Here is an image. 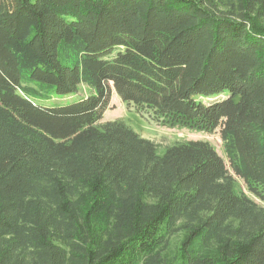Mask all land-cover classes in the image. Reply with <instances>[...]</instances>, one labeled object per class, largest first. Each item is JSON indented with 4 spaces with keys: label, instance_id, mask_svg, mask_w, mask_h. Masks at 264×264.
I'll return each mask as SVG.
<instances>
[{
    "label": "trees",
    "instance_id": "obj_1",
    "mask_svg": "<svg viewBox=\"0 0 264 264\" xmlns=\"http://www.w3.org/2000/svg\"><path fill=\"white\" fill-rule=\"evenodd\" d=\"M0 264H264V0H0Z\"/></svg>",
    "mask_w": 264,
    "mask_h": 264
},
{
    "label": "rangeland",
    "instance_id": "obj_2",
    "mask_svg": "<svg viewBox=\"0 0 264 264\" xmlns=\"http://www.w3.org/2000/svg\"><path fill=\"white\" fill-rule=\"evenodd\" d=\"M87 89L85 87L82 88V94H87ZM220 98L210 99L207 102L215 101ZM75 97H58L53 102L56 105H66L75 100ZM113 121H122L132 129H134L139 135L143 138H146L152 142H154L158 147L159 154H162L167 148L172 147L174 145L188 142V141H207L211 143V145L216 149L218 154L225 160L226 164H228V160L226 158L223 143L219 135V130L217 133L213 135H208L203 132L191 131L189 129H169L166 127H161L151 121L147 115H139L132 108L128 107L124 104L121 99L116 95L113 91L111 96V102L108 110L106 111L103 120L99 123V125H104L107 122ZM57 142L65 140V138H54ZM237 180L238 189L248 195L251 199H253L258 204L263 205L257 200L254 196L250 195L247 191L243 182L239 179ZM182 240V235L178 234L173 236L170 239L169 245L164 251V256L169 259H174L177 255L178 248L180 246Z\"/></svg>",
    "mask_w": 264,
    "mask_h": 264
}]
</instances>
